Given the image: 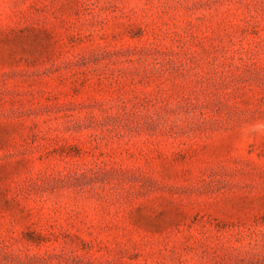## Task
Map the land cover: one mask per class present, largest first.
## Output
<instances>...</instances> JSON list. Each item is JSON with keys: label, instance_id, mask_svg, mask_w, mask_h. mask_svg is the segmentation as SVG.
<instances>
[{"label": "rangeland", "instance_id": "obj_1", "mask_svg": "<svg viewBox=\"0 0 264 264\" xmlns=\"http://www.w3.org/2000/svg\"><path fill=\"white\" fill-rule=\"evenodd\" d=\"M0 264H264V0H0Z\"/></svg>", "mask_w": 264, "mask_h": 264}]
</instances>
